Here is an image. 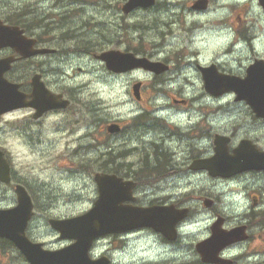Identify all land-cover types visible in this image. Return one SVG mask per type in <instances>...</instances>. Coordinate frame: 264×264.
<instances>
[{
    "label": "rangeland",
    "instance_id": "374dc122",
    "mask_svg": "<svg viewBox=\"0 0 264 264\" xmlns=\"http://www.w3.org/2000/svg\"><path fill=\"white\" fill-rule=\"evenodd\" d=\"M189 1L160 0L156 9L137 10L129 16L121 10L126 0H0V17L12 13L22 17L28 11H35L41 17L57 15L55 20H50L57 22L54 25H59V17H69L61 28L53 26L48 32V39L55 42L50 47L59 49V56L50 58L55 66L59 64V74H50L61 88L74 89L78 97L74 108L79 109L81 119L89 120L93 116L91 110L97 111L95 122L99 128L115 119L127 118L125 127L134 116L143 115L149 119L143 122V127L134 126L125 133L108 137H104L103 131L85 126L79 127L77 134L68 135L57 129L59 119L55 115L43 120V135L26 134L22 127L18 131L10 130L9 122L16 117L19 123L23 116L0 119V146L7 149L21 181L39 201L50 204L45 212L35 214L28 231L32 239L44 242L46 248L59 249L70 243L60 239L50 227L49 219L70 217L90 209L98 195L94 183L96 172L114 168L120 175L136 177L143 182L139 205H151L156 198L169 197L171 202L185 199V205H191L195 213L182 226L177 241L165 244L161 236L142 230L100 238L94 247L96 254L113 256L114 264H202L196 244L211 235V225L219 214L226 218L225 228L245 224L251 234V239L231 247L224 255L236 258L235 264L264 263V172H249L233 178L234 182L221 183L223 179L212 178L204 171H189L192 160L185 161L189 145L180 147L184 152H174L181 143L174 127L182 125L185 128L189 118L195 121L197 116H209L208 137L202 142L207 148L203 156L213 153L215 135L226 134L233 124L239 132L231 142L233 147L248 135L264 149V123L255 120L250 107L244 101H236L234 94L226 93L216 99L206 93L196 68V64H216L223 72L242 75L255 59H264V11L258 0H215L206 10L191 15L186 9ZM26 16L28 21L34 19ZM208 25L214 30H206ZM76 35H83V38H74ZM86 42L95 52L108 48L137 49L141 55L155 61H168L173 70L158 78H151L152 75L145 71L113 75L94 58V52L82 51ZM76 48L81 50L80 54L71 52ZM190 51L197 53L188 56L192 55ZM216 53L222 54L217 56ZM57 59L59 63L54 62ZM193 77L197 78L196 85L190 86ZM138 81L144 84L141 101L133 97L132 86ZM99 102L102 103L96 110ZM155 116L166 119L159 121L165 126L159 131L149 128L151 123L157 124ZM23 122L21 120L20 124ZM104 131L109 135L106 127ZM82 137L85 138L75 140ZM108 141L110 149L106 145ZM153 141L160 147L157 148ZM76 144L78 152L73 151ZM83 144L99 146L96 156L109 149V157L101 160L105 165L110 164L102 167L103 164L94 161L93 151L90 152L92 162L85 161L89 148L83 149ZM63 150L72 152L64 153ZM57 151L59 159L55 158ZM158 151L163 156H159ZM65 154L76 158L71 159L73 164ZM155 168L159 169V175L174 172V177L167 180L170 183L156 180L157 175L149 171ZM240 186H245L240 194L232 195L233 191L228 190ZM8 187L0 186L1 208L12 207L17 202ZM254 196L260 198L255 207ZM204 197L218 199L215 211L205 208ZM233 197L238 201H232ZM2 242L0 264H28L15 247Z\"/></svg>",
    "mask_w": 264,
    "mask_h": 264
},
{
    "label": "water",
    "instance_id": "95a60500",
    "mask_svg": "<svg viewBox=\"0 0 264 264\" xmlns=\"http://www.w3.org/2000/svg\"><path fill=\"white\" fill-rule=\"evenodd\" d=\"M154 0H130L124 6V11L129 13L134 8L148 7ZM264 6V0H260ZM150 3V4H149ZM205 3L201 7H205ZM11 46L23 57H29L37 53L33 50V41L22 36L18 27L3 26L0 23V48ZM102 59L107 62L109 68L114 72H125L134 68L143 67L148 70L157 71L158 64L146 58H136L133 54H123L112 51L103 54ZM11 59L0 60V115L9 111L21 98L16 92L18 86L10 84L4 79V73L11 65ZM162 70V68H161ZM206 83V89L215 95L228 91L237 93V99H246L256 111L257 115L264 116V63L262 61L251 65L244 79L235 76H227L218 73L215 66L202 69ZM140 84L135 85V94L139 97ZM56 105L48 101L47 109ZM255 149V147L253 146ZM259 153L255 150L254 157L239 158L237 171L250 169H264V165L258 166L260 162ZM264 160V157L262 158ZM245 161L246 165H243ZM0 179L9 181V167L0 152ZM96 181L99 187V199L95 207L87 214L64 221L52 220L54 229L61 233V238L75 239L76 242L57 251L45 250L40 243L31 242L25 235L28 220L32 216V204L25 191H18L20 205L5 213H0V235L8 237L21 249L31 264H109L107 258L93 261L89 257V250L94 240L109 233H119L126 230L149 226L163 230L162 214L145 209L124 205L125 202L133 200L131 185L120 179L107 175H97ZM222 219L218 221L221 225ZM218 229V230H217ZM245 239L244 228L232 231H223L216 227L212 238L198 244L197 248L205 262H219V252L227 245Z\"/></svg>",
    "mask_w": 264,
    "mask_h": 264
},
{
    "label": "flooded vegetation",
    "instance_id": "af4514ba",
    "mask_svg": "<svg viewBox=\"0 0 264 264\" xmlns=\"http://www.w3.org/2000/svg\"><path fill=\"white\" fill-rule=\"evenodd\" d=\"M23 28L27 32L28 36H30V37L36 36V38L38 40H40L42 38L40 35H38L37 32L31 31L32 27L30 26L29 23L25 24ZM43 40L44 41H42L41 44H39L40 47H50L51 45H53L49 40H45V39H43ZM10 55H15L12 49L6 48L3 50H0V58L10 56ZM56 55L59 56V49L57 50L56 53L37 55V56L31 57L30 59H26V60L20 59L15 64L13 69H11L8 72L7 76L9 79H11L15 82H19L21 84V89L26 94L30 95L33 92L32 79L35 75L39 74L41 76V80L46 84V86L48 88H50L55 93H58V94L62 93L64 95V97L70 101L68 107L44 113L40 117H36L37 109L34 107H26V108H22V109L13 111V112L9 113V116L18 115V116H23V117L20 120H18L19 123H17L16 117H15V120L10 121L9 122V124H11L10 130H14V131L17 130L18 131L22 127L23 131L26 134L36 133L37 135H39V134L43 135V132H42L43 120H46L51 115H55L59 119L57 129L58 130L62 129L64 131H66L68 133V135L77 134L80 130L79 127L85 126L86 128H88L90 130H96L97 129V130L103 131L104 137L110 136V135H106L105 131H104L105 127H107V124L104 125L102 128L97 127L96 122H95L96 111L91 110L93 113V116H90L89 120L88 119L85 120V118L81 119L80 116H78L79 115V109L74 108V106L78 103V97L76 96L74 89L67 90V89L61 88L58 84V80L54 79V76L52 74H50L53 71H56L59 74V64L57 66H55L53 64V61L49 60L51 57L56 56ZM54 62L59 63V59H57ZM166 63H168V61H166ZM198 67H199V64H196L197 70H198ZM172 70L173 69L170 66V70L167 72L168 75L172 72ZM198 75H199V79L203 83L201 73H198ZM196 79H197L196 77H193V80H190L189 84H192L195 86L196 85V82H195ZM71 88H73V87H71ZM63 90H65V91L63 92ZM28 100H30V98ZM208 117L209 116H197V120H195V121L192 120L193 119L192 117H190L188 120L189 125L186 126L185 128L182 125H176L173 123V125H176L174 127L175 136H177L178 140L181 142L179 146H176V149H178V150H174V152L177 154H179L180 152H184L183 150L180 151L182 149L180 147H184L186 145H189L188 146V149H189L188 156L185 158L186 162L190 163L192 160L191 164H193L195 161L200 159L206 153L207 148L202 146V142L205 139H207V137H208V135H207V127L209 124ZM252 117L255 120H258V121L264 123V119H256L255 116H252ZM145 118H147V116H134L133 118L130 119V121H129L130 124L128 125V127H125V126H127V123H126L127 120H125L127 118H121L119 121H116V123L119 125L120 131L125 133L126 131L130 130L134 126L140 127L143 125V122H148L149 119L146 120ZM154 119L157 120V124L151 123L149 128L152 127V128H155L157 131H159L160 127H165L162 123L159 122L161 120H164V121L166 120L164 118V116H155ZM21 120L24 121L22 125L20 124ZM85 121H88V122L86 123ZM210 127H212V125H210ZM180 132L182 134H180ZM225 132H226V134L223 133L222 135L230 137L231 142L234 141V138L237 137V135L239 134V132L235 128L234 124H233V128L231 130H227ZM218 134H220V133H218ZM244 136L245 137L243 139H251L248 137V135H244ZM36 138H37V136H36ZM84 138L85 137L76 138L75 140H80V139H84ZM243 139H241V140H243ZM37 140H38V138H37ZM168 140L169 139H166V141H168ZM251 140H253V139H251ZM153 143H155V142L153 141ZM214 143H215V137L213 140V146L212 147H214ZM94 145L95 144L88 146V147H91L93 150H96V149L98 150L99 146L95 147ZM106 145L110 149V147H111L110 141L106 142ZM154 145H156L157 148L160 147L156 143ZM83 146L85 147L87 145L83 144ZM161 146H162V143H161ZM109 149L107 150V152L104 153L105 158L109 157V151H110ZM158 154H159V156H163V154L160 153L159 151H158ZM56 159H59V151H57ZM157 159L159 161V158H157ZM176 163H178V162L176 161ZM13 165H14V163H12L11 176H12V181L15 182L16 180H18V171L16 170V167ZM175 168L177 169V167H175ZM152 170H153L152 175L156 174L157 175L156 180L161 181V183H163V184L170 183L167 180H169L171 177H174V175H175L174 172L165 173V174L162 173L159 175V172L157 171V170H159L158 168H155ZM189 171L190 172H197V171H201V170H192L191 168H189ZM204 172L207 173V171H204ZM177 173H179V172H177ZM233 180L234 179H230L229 181L234 182ZM153 181H154V179H153ZM164 181H166V182H164ZM27 188H28L27 190L30 191L29 193H31V195L34 197V193L30 189V187L27 186ZM158 189L161 191L162 190L161 186H158ZM211 199H212L213 203L209 209H212L215 211L216 206L218 205V199L217 198H211ZM154 203L155 204H168V203L171 204V203H173L177 207H180V208L187 206V205H185L186 204L185 199H178L177 201L171 202L169 197L156 198V199H154ZM158 236H160V235H158ZM249 236H250L249 239H251V234H249ZM162 239L164 241H166V239H164L163 237H162ZM232 260H233V262L231 264H235L237 262L236 258H233ZM260 264H264V263H260Z\"/></svg>",
    "mask_w": 264,
    "mask_h": 264
}]
</instances>
